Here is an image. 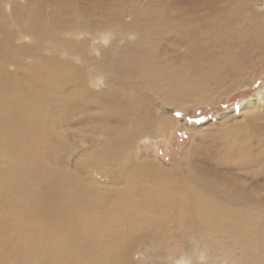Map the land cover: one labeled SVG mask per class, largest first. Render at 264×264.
Returning a JSON list of instances; mask_svg holds the SVG:
<instances>
[{
	"label": "bare ground",
	"instance_id": "bare-ground-1",
	"mask_svg": "<svg viewBox=\"0 0 264 264\" xmlns=\"http://www.w3.org/2000/svg\"><path fill=\"white\" fill-rule=\"evenodd\" d=\"M56 1L28 0L29 7L15 6L11 17L19 28L11 33L5 30L11 21L0 9V158L8 163L0 165V185L4 175H15L21 183L18 196L25 201L22 210L44 226L16 236L7 249L0 244V264H67L66 259L127 264L121 245L126 234L118 235L117 224L130 217L141 224L139 238L164 246L169 256L185 254L188 238L210 252L243 247L249 256L264 251V102L246 103V120L239 123L240 134L219 163L222 168L201 166L198 156L203 153L195 144L168 169L135 150L140 138L163 121L151 115L146 102L151 98L138 100L137 94L145 87L153 97L160 95L164 78L159 74L171 64L164 60L165 44L172 51L184 47L182 56L190 64L208 61L211 72L201 78L210 84L247 82L244 75L264 60V14L247 5L251 0H147L126 23L124 14L111 10L118 0H61L60 7ZM92 1L97 5L90 7ZM115 31L133 33L137 41L123 46L113 42L108 48L98 43L94 48L103 52V61L91 56L88 46ZM86 33L87 39L73 38ZM26 36L32 42L19 43ZM91 69L108 81L103 93L87 84ZM93 105L100 112L97 125L90 126L85 122L93 117L87 112ZM76 116L80 118L71 120ZM61 124L81 126V138L88 126L104 134L102 141L91 140L79 167L90 179L103 176L122 184L109 202L117 213L113 220L91 221L101 212V190L46 161L48 154L57 164L61 135L51 137L50 146L47 139L38 145L36 134ZM234 170L241 173L230 174ZM136 230L131 227L127 237L134 240ZM103 231L110 232L107 239ZM173 239L176 247L169 242Z\"/></svg>",
	"mask_w": 264,
	"mask_h": 264
},
{
	"label": "rangeland",
	"instance_id": "rangeland-1",
	"mask_svg": "<svg viewBox=\"0 0 264 264\" xmlns=\"http://www.w3.org/2000/svg\"><path fill=\"white\" fill-rule=\"evenodd\" d=\"M80 1L83 2L84 0ZM145 1L147 0H122V4H120V0H118L119 3H114L110 7L112 8V12L121 15L124 14V21L130 23L134 12L139 11V9L142 8L141 3L145 5ZM38 2L39 1H36V4ZM56 2V6H58L61 0H57ZM93 3L94 4L90 7L97 5L96 2ZM247 5L254 8L257 13L264 14V0H251ZM15 6L29 7L30 4L28 0H1L0 2V9L5 13L6 18L11 21L10 24H6L5 29L10 33L19 28L12 20L13 16L11 17V13L13 12L12 9ZM45 11L49 12L48 10ZM243 14L244 13L237 14L240 20H244ZM253 18L254 16L251 17V19ZM20 25L24 27L26 26V22L23 21ZM119 33V31H115L110 37L95 40L96 44L93 42L92 45L88 46L89 49L87 51L97 60L103 61L101 58V53L103 52L94 48L98 43L108 48L113 42H117V45L123 46L125 44H135L137 41V36L133 33L127 36H122ZM69 37L70 35H66V38ZM88 37L90 36L87 33L73 36L77 41L87 39ZM213 39L217 41L220 37L214 35ZM18 42L19 41H17V43ZM23 42L26 44L32 42V40L30 37L26 36L20 40L19 43ZM168 44L170 43H166L164 46L165 56L168 54V56H164V60L166 64L169 62H171V64L165 67L164 75L159 74V77L164 78L162 88L160 89V95L153 97L145 87L140 88L137 94L138 100H144V98L148 100V98H151L152 101H146L151 104V115L155 117V119H159L162 116L161 118L163 121H161V123L159 122L157 124L158 126L154 123L156 128L152 129L148 135H144L140 138L135 146V150L138 151L143 158L154 160L155 163L168 169L177 166L181 158L187 156L185 152L195 144L203 153L201 156H198L200 158L198 163L201 166L207 164L205 166L206 169L222 168L219 163L226 159L225 153L229 152V145L235 141L234 137L240 134V132L237 133L238 125L246 120V115L243 114L245 113V106L249 104L252 105V102H264V60L255 63V66L251 68L250 72L244 75L248 79L247 82L233 84L231 80L224 79L221 83L210 84L201 78V74L205 73L203 75H207L211 72L212 66L208 61L190 64V62L182 56L186 53L184 47L172 51L170 49L171 45ZM112 56H116V54L113 53ZM60 57L65 59V55H60ZM69 59L73 61V58L69 57ZM74 62L77 63L76 58ZM191 67H195L196 71ZM199 68L200 70H198ZM10 69H13V67H10ZM87 76V84L92 89L103 93V91L108 88L106 84L108 81L102 78V75H98L93 69L88 71ZM241 79H243V77H241ZM132 85L133 83H130L131 89L135 88ZM261 97H263L262 100ZM98 108L99 107H96V105H93V108L87 111L90 112L93 117L85 123H89L90 126L93 124L97 125L94 119L98 112H100ZM78 117L80 118V116L72 117L71 120L75 118L78 120ZM93 120L94 123H92ZM40 124H44V122L41 121ZM45 125L47 126V122ZM87 125L83 126L86 127ZM80 127L74 124H61L60 126L51 125L48 127L49 130L46 133L38 132L36 134L38 145L40 140L47 139L51 146L53 143L50 142V138H56L57 135H61V148L63 150L57 153V164L52 163L48 154L45 157L46 161L52 167L63 169L68 175L76 174L78 177L84 179V181L88 180L86 182L90 186H94L95 184L96 188L98 187L101 190L102 208H99L101 212L97 215H93L91 221L96 222L100 220L102 223L104 218L113 220L117 213L110 209V203L112 199L116 197L113 193L115 188H120L122 184L116 181L113 182L111 179L103 176L90 179L84 171L80 169L79 165L81 164L83 154L89 151L93 146L91 140L95 138L100 141L104 140V134L92 127V129L89 128V126L85 128L84 137L81 138L79 132ZM159 128L162 131L159 130ZM0 165L8 166V163L2 161L0 158ZM200 169L202 168L200 167ZM218 171H220L219 173L226 172L224 169H218ZM239 172L241 173V170H234V172L230 174ZM210 174L212 173L210 172ZM80 175H83V177ZM14 178L15 175H13V177L10 174L8 176L4 175L0 185V236L4 237L0 238V244L3 249H7L16 236L23 238L27 236V234H31V232H40L44 230V226L41 223L29 218L28 213L22 210V206L20 205L24 204L25 201L18 196L21 190V183H16ZM105 213H107V215ZM117 226H119L118 231L120 232H118V235L121 236L126 234L127 239L125 238V242L121 245L124 249L122 252V260L123 263L127 262V264H250L249 260L252 264H259L261 261H264V251L258 253L254 252L249 256L243 253V247L236 248L229 252H210L208 248L202 250L200 246L197 245V241L193 238L185 239V242L188 241L187 250L185 254L177 258L171 255L169 256V249L167 250L164 246L155 245L151 241L141 240L139 238V233L142 228L136 218L130 217L129 221L119 222ZM131 227H135V230L137 229L135 231L136 233L133 234L137 235L134 240L127 237V232H130ZM109 233L103 231V235L106 234V236L104 235L106 239ZM169 242L175 247L177 246L176 244H178L176 239L170 240ZM93 250L101 252L100 248L94 247ZM12 257L14 256L12 255ZM123 257L125 258L123 259ZM63 262L75 264V262H72L70 259H66ZM32 264H38V261L34 260ZM45 264H50V262L46 261Z\"/></svg>",
	"mask_w": 264,
	"mask_h": 264
}]
</instances>
